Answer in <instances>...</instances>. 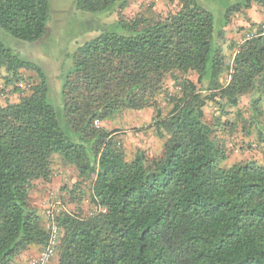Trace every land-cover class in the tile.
I'll list each match as a JSON object with an SVG mask.
<instances>
[{"label":"trees","instance_id":"16d2710c","mask_svg":"<svg viewBox=\"0 0 264 264\" xmlns=\"http://www.w3.org/2000/svg\"><path fill=\"white\" fill-rule=\"evenodd\" d=\"M213 1L229 2L218 30L197 0L131 20L128 0H74L79 12L117 18L70 55L58 112L43 69L0 41V80L19 95L0 105V264L46 245L28 196L50 183L56 159L78 180L68 193L76 210L61 207L56 218L57 264H264V164L229 165L219 140L241 133L264 148V23L223 49L231 16L264 0ZM50 19L49 0H0V29L16 40L43 39ZM150 108L141 130L160 142L154 156L127 152L121 128L94 124ZM83 195L91 212L78 206Z\"/></svg>","mask_w":264,"mask_h":264},{"label":"rangeland","instance_id":"374dc122","mask_svg":"<svg viewBox=\"0 0 264 264\" xmlns=\"http://www.w3.org/2000/svg\"><path fill=\"white\" fill-rule=\"evenodd\" d=\"M199 5L204 9L210 11L215 20V28L219 29L223 23L226 8L229 2H217L213 0H197ZM50 4V23L48 30L43 39L28 43L14 39L10 35L6 34L0 29V41L11 49L14 53L21 58L33 62L39 65L46 76L48 77L49 84V99L52 106L58 112L62 110L61 91L64 84L66 75L72 67V60L70 55L83 43L91 38L97 36L103 25L114 22L117 18V14H113L110 17L95 16L76 10L74 0H49ZM255 15H264V8L253 3ZM179 0H128L127 7L123 11L122 16L127 20H131L138 15H145L146 17L153 16L154 14H165L167 12H173L178 9ZM250 14L252 12L250 11ZM245 16V15H244ZM243 15L237 16V21H231L232 29L236 31L235 34L241 35L244 28H247L249 20L251 18ZM236 18V17H232ZM249 19V20H248ZM238 32V33H237ZM227 34V39H230V35ZM228 43L223 44L224 53L228 55L227 48ZM27 76L35 78L33 73H27ZM195 81V76H190ZM166 86L168 90L172 89V82L167 81ZM25 91V86H22ZM12 87L4 88L3 82L0 80V105H5L6 102L16 103L19 99L17 93L11 91ZM173 90V89H172ZM248 97L240 99L239 108L244 109L248 104ZM159 106L162 112L166 114L169 110L167 101L164 98H159ZM204 112L207 119H210V114H213V107L207 106L204 108ZM155 115L153 109H146L140 112H123L112 118L111 121H105L103 124L98 122V126H104L108 130L121 128L117 134V138L120 140L122 146L129 153H133L135 147H140L143 150L148 151L151 156L159 154L160 142H158L149 131L145 134V131L141 130L144 125H148L151 121V117ZM233 118V116H230ZM221 133L219 140L224 141V145L227 148L228 160L227 163H244L248 161H254L264 164V148L253 147L257 144V139L254 136L244 137L241 133L235 134ZM54 168V180L58 189L53 194L50 193L46 199L53 202L60 203L62 210L75 211L77 205L69 202L68 196L73 185L78 181L76 178V172L72 167L63 168L58 159L53 163ZM52 178V179H53ZM51 183V181H50ZM49 183V185H50ZM42 184V183H41ZM83 190H87V186L82 185ZM51 186L46 187V190ZM50 191V190H49ZM42 196L40 191L37 192L36 197ZM80 206L83 213L91 212L88 197L86 195L81 196ZM43 218V210L41 211ZM44 220V219H43Z\"/></svg>","mask_w":264,"mask_h":264},{"label":"crops","instance_id":"0c3cea01","mask_svg":"<svg viewBox=\"0 0 264 264\" xmlns=\"http://www.w3.org/2000/svg\"><path fill=\"white\" fill-rule=\"evenodd\" d=\"M250 11L252 12V14H250ZM243 14L245 15V16H247V17H249V18H251V21L249 20V24L251 23V24H255V26H258V25H260V24H263L264 23V15L262 16V14H259V15H255V13H254V5H252V7H251V9H249V10H247L246 12H243ZM239 14H235L234 15V17H236V18H232V21L234 20H238L237 19V16H238ZM232 23H230V25H231ZM249 24H248V26H247V28H244V30H243V32L241 33V35H238V34H235L236 33V31L234 30V32H232L233 31V29H232V26H227L226 28H225V39H223V44H225V43H230V42H235V45H240L243 41H244V37H245V34H246V32H244V31H246V30H248V28H249ZM228 32L230 33H234V34H231L230 35V39H228V40H226L227 39V34H228ZM238 33V32H237ZM226 50H227V48H226ZM228 51V50H227ZM236 51V47L233 49V51H232V54H234V52ZM258 164H263V163H258ZM56 180H54V178L53 179H51V183H50V185H49V183H43V182H38L37 184H35V186L31 189V191L29 192V196H28V198H29V203L32 205V207H34V208H36V210L38 211V213L39 214H41V211L43 210V208H44V204H45V202L48 200V199H46L47 198V196H49L50 195V193L51 194H53L54 192H56L57 191V189H58V186H57V184H56ZM42 183V184H41ZM49 186H51L49 189H47L46 190V187H49ZM50 190V191H49ZM40 191V194L42 195V196H40L39 198L38 197H36L37 196V192H39ZM41 248L40 247H38V246H33V247H31V248H29L28 250H26V251H24V252H22V254H20L16 259H15V264H26L28 261H29V259L30 258H32V257H34L38 252H39V250H40ZM49 264H57L56 263V257L55 258H53L52 260H51V262L49 263Z\"/></svg>","mask_w":264,"mask_h":264},{"label":"built area","instance_id":"2783aa9c","mask_svg":"<svg viewBox=\"0 0 264 264\" xmlns=\"http://www.w3.org/2000/svg\"><path fill=\"white\" fill-rule=\"evenodd\" d=\"M262 29L264 30V26ZM252 36V34H249L244 38L247 39ZM94 124L97 126L98 121H94ZM43 206L44 227L48 232V240L46 245L41 248L34 257L30 258L26 264H49L56 253L59 237V228L56 218L59 216L61 211V205L58 202L47 200Z\"/></svg>","mask_w":264,"mask_h":264}]
</instances>
